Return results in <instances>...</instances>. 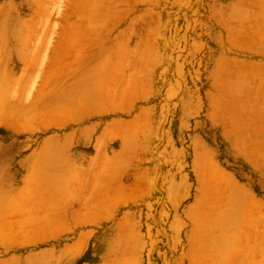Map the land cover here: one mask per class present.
I'll use <instances>...</instances> for the list:
<instances>
[{"label": "rangeland", "instance_id": "rangeland-1", "mask_svg": "<svg viewBox=\"0 0 264 264\" xmlns=\"http://www.w3.org/2000/svg\"><path fill=\"white\" fill-rule=\"evenodd\" d=\"M13 34L25 47L0 51V152L94 123L105 126L104 169L33 198L27 187L9 212L16 187L1 183V165L0 264H186L198 243L220 264L207 230L233 231L237 209L264 216V163L234 161L220 132L237 119L224 103L239 71L264 60V0H0V39ZM54 195L74 211L103 197L110 214L70 234L35 232V206Z\"/></svg>", "mask_w": 264, "mask_h": 264}, {"label": "crops", "instance_id": "crops-1", "mask_svg": "<svg viewBox=\"0 0 264 264\" xmlns=\"http://www.w3.org/2000/svg\"><path fill=\"white\" fill-rule=\"evenodd\" d=\"M16 36L13 34L1 38L0 51L14 54L23 51L25 42L18 40ZM242 73H246V76L243 77ZM239 75L241 76L235 80L236 88L232 86L229 90L230 95H233L232 98L224 103V105L238 107L237 119H232L227 127L224 123L220 132L225 143V152L234 161H243L255 170L258 169L259 164L264 163V157L261 159L262 162L255 157L256 153L264 154V60L254 62L246 72L239 71ZM251 82H254L252 87L249 86ZM102 110L93 112L91 115L83 113L73 120L84 123L87 117H101L108 112ZM102 127L103 125L99 128L93 123L83 128L42 136L37 140H33L34 134H31L19 139L14 145L8 146L4 152H0V166L3 165L6 171V175L1 178V183L16 187L10 194L11 198L6 200V207H10L9 212H13L12 210L17 207L15 200L19 191L26 192L27 187H30L29 198H33L34 188L37 186L53 185L58 188V186L69 185L71 182L77 183L83 176L89 175L90 170L95 169V165L98 171L104 169L102 162L97 160L99 139L104 137L105 126ZM260 178L264 185V166L261 168ZM104 179V174H101L102 183ZM99 198L102 200L97 203V207L87 205L88 207L84 208L82 205L75 211L71 198L67 195L64 197L54 195L52 199L39 201L35 208L41 213L40 218L43 224L35 232L65 235L74 232L78 226L100 224L109 216L110 208L104 206L103 197ZM26 204L24 206L23 203L22 207H34L31 202ZM80 216L83 217L82 220ZM232 217L235 218L236 223L233 231L228 233L227 230L220 232L218 229H214L215 231L209 229L206 232L207 234L212 232L215 235L216 262L264 264V220H261L264 216L252 209H237ZM208 238L202 239L208 240ZM67 245L70 248L72 243ZM67 245L61 247L60 252L67 253ZM204 249L200 243L189 244L186 251V264H207L202 258Z\"/></svg>", "mask_w": 264, "mask_h": 264}]
</instances>
